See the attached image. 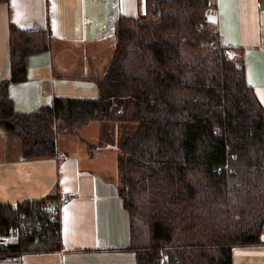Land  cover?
<instances>
[{
  "label": "trees",
  "instance_id": "16d2710c",
  "mask_svg": "<svg viewBox=\"0 0 264 264\" xmlns=\"http://www.w3.org/2000/svg\"><path fill=\"white\" fill-rule=\"evenodd\" d=\"M211 5L146 0L144 13L115 27L113 57L96 79L100 97L55 96L33 112L15 108L9 85L27 79V57L48 49L39 39L47 33L10 28L0 129L18 137L23 157L54 156L59 133L112 115L114 88L131 92L138 128L117 158L123 205L148 225L149 242L131 246L137 264H152L159 251L167 264H233V246L262 242L264 106L247 83L244 58L224 55L213 22L198 26ZM186 93L200 99H183ZM18 209L0 203V228L17 219ZM40 242L62 247L61 234Z\"/></svg>",
  "mask_w": 264,
  "mask_h": 264
},
{
  "label": "crops",
  "instance_id": "0c3cea01",
  "mask_svg": "<svg viewBox=\"0 0 264 264\" xmlns=\"http://www.w3.org/2000/svg\"><path fill=\"white\" fill-rule=\"evenodd\" d=\"M211 4L207 16L217 26L220 44L244 58L247 83L264 106V0H211ZM145 11L146 0L0 1V81L10 77L11 25L41 29L50 42L58 44L54 52L47 49V62L32 58L35 53L27 57V79L9 85L15 108L33 112L50 105L55 96L76 97V83H71L76 78H91L96 88V79L110 64L102 63L101 51H93L83 63L84 75L76 78L67 75L75 64L66 56L102 44L115 50V27ZM90 71L94 76L87 77ZM57 79L67 81L59 84ZM8 137L0 129V203L71 194L60 210L62 247L25 241L22 264H137L131 246L147 243L135 235L133 218L119 195V174L116 178L106 175L84 153L69 146L61 150L57 142L58 151L52 157L9 156ZM260 234V244L233 246V264H264V225Z\"/></svg>",
  "mask_w": 264,
  "mask_h": 264
},
{
  "label": "rangeland",
  "instance_id": "374dc122",
  "mask_svg": "<svg viewBox=\"0 0 264 264\" xmlns=\"http://www.w3.org/2000/svg\"><path fill=\"white\" fill-rule=\"evenodd\" d=\"M179 23L181 24L183 21L181 20ZM46 38L47 39L45 40V38L42 37V34H39L40 42L46 44L48 50H52V52L56 51L58 49V44L50 42L47 35ZM75 50L76 48L72 51L75 52ZM95 50L101 51L100 58L103 59L102 63H109L115 51L106 47L105 44L94 48L89 46L87 48H80L79 51L81 54L75 53V55L72 54L66 56L69 60L74 61L75 64V67H73L67 75L75 78L81 74L84 75L83 63L88 61ZM45 55L46 58H44ZM34 57L36 60H46L47 62L48 52L47 50H41L32 55V58ZM55 58L59 60V57H54V59ZM33 74L35 75V71H33ZM55 75L60 76L57 71H55ZM86 76H94V72L90 71ZM58 81L60 82L59 84H63L67 80ZM93 81L94 80L91 78H87L86 80L79 78L73 79L71 83H76L77 86L75 93L76 97L73 98L88 97L95 99L100 97L101 92L98 87H94L95 89L93 88V86H95ZM113 90L114 91L111 92V100L115 102L116 106H118V110L115 109V112H113L112 115L108 114L103 120H92L89 124L79 126L74 133H59L56 142L61 150L65 149V146H69L81 151L87 156L88 160H91V164L96 165L101 172L112 178H116L118 176L117 174L121 175L117 158L122 145L121 143L126 138L133 136L137 131L138 121L133 116L134 103L131 98V92L118 90L116 88ZM182 98L200 99L198 95L191 93L182 94ZM7 136H9L6 141L7 154L11 156V154L21 153L20 140L18 137L13 134H7ZM117 181L119 182L118 184L121 185L122 181L120 177L117 178ZM133 221L134 232L135 235H137V238L148 243L149 233L146 220L143 217L137 216L133 218Z\"/></svg>",
  "mask_w": 264,
  "mask_h": 264
},
{
  "label": "built area",
  "instance_id": "2783aa9c",
  "mask_svg": "<svg viewBox=\"0 0 264 264\" xmlns=\"http://www.w3.org/2000/svg\"><path fill=\"white\" fill-rule=\"evenodd\" d=\"M204 19L198 23L202 27L204 23H209L210 18L205 15ZM212 46H217L215 40L209 42ZM233 55V50L225 46L224 55ZM71 198L69 192L54 195V197H44L39 200H27L13 204L18 207L17 219L0 228V264H22L21 251L12 249L20 239L32 238L33 241H42L47 238L61 234L60 221L61 207L68 203ZM159 256L152 264H167V259L163 252L159 251Z\"/></svg>",
  "mask_w": 264,
  "mask_h": 264
},
{
  "label": "water",
  "instance_id": "95a60500",
  "mask_svg": "<svg viewBox=\"0 0 264 264\" xmlns=\"http://www.w3.org/2000/svg\"><path fill=\"white\" fill-rule=\"evenodd\" d=\"M115 109H116L115 106H113V107H112V112H115Z\"/></svg>",
  "mask_w": 264,
  "mask_h": 264
}]
</instances>
